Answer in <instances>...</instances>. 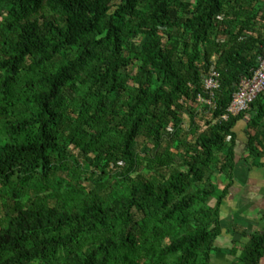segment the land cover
I'll use <instances>...</instances> for the list:
<instances>
[{
  "label": "trees",
  "instance_id": "16d2710c",
  "mask_svg": "<svg viewBox=\"0 0 264 264\" xmlns=\"http://www.w3.org/2000/svg\"><path fill=\"white\" fill-rule=\"evenodd\" d=\"M263 53L264 0H0V264H214ZM230 254L261 264L264 222Z\"/></svg>",
  "mask_w": 264,
  "mask_h": 264
},
{
  "label": "crops",
  "instance_id": "0c3cea01",
  "mask_svg": "<svg viewBox=\"0 0 264 264\" xmlns=\"http://www.w3.org/2000/svg\"><path fill=\"white\" fill-rule=\"evenodd\" d=\"M234 131L238 141L237 164L232 187L221 205L223 233L218 239L221 249L214 254V264L223 263V257L231 255L233 244L247 241L248 235L260 230L264 222V157L251 158L246 151L248 135L256 130L242 118ZM261 264H264V257Z\"/></svg>",
  "mask_w": 264,
  "mask_h": 264
},
{
  "label": "built area",
  "instance_id": "2783aa9c",
  "mask_svg": "<svg viewBox=\"0 0 264 264\" xmlns=\"http://www.w3.org/2000/svg\"><path fill=\"white\" fill-rule=\"evenodd\" d=\"M202 83L204 88L213 96L220 87L218 73L212 67L208 73L203 74ZM264 91V53L259 57V65L250 77H243L234 92L232 100L228 106L227 114L223 116L227 119L229 115H237L242 112L248 113L251 103ZM198 100L212 104L211 98L199 95Z\"/></svg>",
  "mask_w": 264,
  "mask_h": 264
},
{
  "label": "rangeland",
  "instance_id": "374dc122",
  "mask_svg": "<svg viewBox=\"0 0 264 264\" xmlns=\"http://www.w3.org/2000/svg\"><path fill=\"white\" fill-rule=\"evenodd\" d=\"M187 122V121H186ZM145 144H141L139 145L140 146V149L144 147ZM223 258H225V263H221V264H228L229 262H231L232 260V257L230 255H225Z\"/></svg>",
  "mask_w": 264,
  "mask_h": 264
}]
</instances>
